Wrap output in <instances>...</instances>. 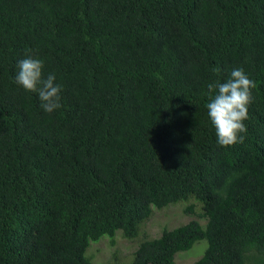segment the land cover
<instances>
[{
  "label": "trees",
  "instance_id": "trees-1",
  "mask_svg": "<svg viewBox=\"0 0 264 264\" xmlns=\"http://www.w3.org/2000/svg\"><path fill=\"white\" fill-rule=\"evenodd\" d=\"M30 55L63 86L51 114L15 82ZM235 68L256 88L221 147L207 85ZM179 201L205 225L143 235L129 264L201 240L193 264H264V0H0V264H92Z\"/></svg>",
  "mask_w": 264,
  "mask_h": 264
},
{
  "label": "clouds",
  "instance_id": "clouds-1",
  "mask_svg": "<svg viewBox=\"0 0 264 264\" xmlns=\"http://www.w3.org/2000/svg\"><path fill=\"white\" fill-rule=\"evenodd\" d=\"M44 66L43 59L27 56L18 63L15 82L25 91L37 93L41 101L40 107L51 114L62 107L63 86L55 82L54 74L48 75L47 78L43 76ZM213 71L221 73L219 67ZM255 88V81L243 68L233 69L223 82L216 80L207 85V115L221 147L244 143L247 135L244 121L248 119V107L253 101L252 90Z\"/></svg>",
  "mask_w": 264,
  "mask_h": 264
},
{
  "label": "rangeland",
  "instance_id": "rangeland-1",
  "mask_svg": "<svg viewBox=\"0 0 264 264\" xmlns=\"http://www.w3.org/2000/svg\"><path fill=\"white\" fill-rule=\"evenodd\" d=\"M188 203L190 202L179 201L160 210L153 208L152 216L141 227L140 233L135 239L126 240L117 232L113 239L105 236L99 242L91 243L86 255L88 253L91 255L92 264H107L109 262L129 264L133 259L136 248L144 239L158 238L164 230H172L183 226L193 219L198 220L204 226V220L201 221L197 217L185 213ZM198 211H200L199 206L196 208V213ZM143 235L146 238H143ZM206 249L207 242L205 240L198 241L190 250L177 253L175 264H193L203 256Z\"/></svg>",
  "mask_w": 264,
  "mask_h": 264
}]
</instances>
